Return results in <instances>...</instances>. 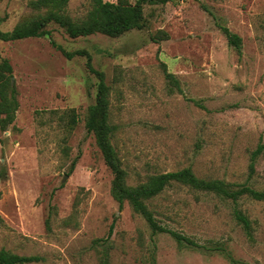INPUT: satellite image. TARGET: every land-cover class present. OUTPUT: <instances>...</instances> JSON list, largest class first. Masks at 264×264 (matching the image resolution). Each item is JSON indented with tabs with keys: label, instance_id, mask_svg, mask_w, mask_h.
<instances>
[{
	"label": "rangeland",
	"instance_id": "rangeland-1",
	"mask_svg": "<svg viewBox=\"0 0 264 264\" xmlns=\"http://www.w3.org/2000/svg\"><path fill=\"white\" fill-rule=\"evenodd\" d=\"M32 1L0 0L1 30L44 13ZM92 9L93 0H69L65 14L78 22ZM144 11L145 28L119 38L72 39L51 25L52 36L0 40L19 101L13 125L0 128V250L43 259L33 264H264V202H238L253 241L232 201L183 185L150 207L191 243L154 235L128 203L120 209L113 174L86 127L98 77L86 57L70 60L55 47L87 51L105 73L113 145L129 186L191 168L200 179L264 190V154L250 171L264 143V0H173ZM223 27L242 38V54ZM71 111L73 129L61 118Z\"/></svg>",
	"mask_w": 264,
	"mask_h": 264
},
{
	"label": "trees",
	"instance_id": "trees-1",
	"mask_svg": "<svg viewBox=\"0 0 264 264\" xmlns=\"http://www.w3.org/2000/svg\"><path fill=\"white\" fill-rule=\"evenodd\" d=\"M172 1L137 0L135 4H128L125 2L110 3L104 0H93L92 11L85 19L76 22L65 14L69 0H35L31 2V7L38 12L44 11V13L17 25L11 32H3L0 28V40L13 42L52 36L51 31L48 29L51 25H57L72 39L96 34L119 38L133 30L145 28V6L166 5ZM3 22L4 19L0 18V27ZM222 30L229 45L234 47L239 54H242V38L227 27H223ZM162 34L167 39L168 35L166 33ZM55 47L70 60L76 56L86 57L89 71L98 77L96 102L88 109L86 127L88 132L94 135L105 164L113 174L111 194L114 200L119 203L120 209H123L124 205L128 203L136 214L145 219L154 235L171 234L179 243L183 241L191 243L186 237L161 225L156 212L150 207L151 202L162 195L169 187L177 184L183 185L195 191L215 194L224 200L232 201L235 205L233 210L235 220L251 241L255 239L253 223L239 208L238 202L244 197L264 202V190H257L249 185L230 184L220 180L200 179L191 168L153 175L137 187L129 186L128 173L113 145L116 129L110 121L111 87L107 84L105 73L94 68L92 57L87 51L68 52L61 46L55 45ZM166 77L169 80H175L174 75L168 72H166ZM18 109V90L13 82V67L9 60L5 59L0 62V128L3 131L13 125ZM61 118L62 120L68 119L70 129L76 126L78 120L75 111H71L69 114L66 112ZM263 154L264 143L261 141L251 154L250 171L252 173L256 172L258 159ZM0 220L2 221L1 217ZM42 260L38 256H22L6 249L0 250V264H33ZM102 264H110L109 259L105 258Z\"/></svg>",
	"mask_w": 264,
	"mask_h": 264
}]
</instances>
